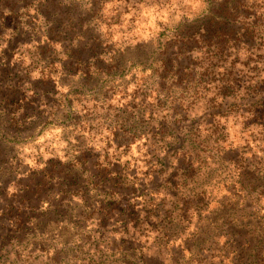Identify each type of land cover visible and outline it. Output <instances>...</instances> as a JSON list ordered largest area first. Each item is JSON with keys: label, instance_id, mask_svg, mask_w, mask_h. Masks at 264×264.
Wrapping results in <instances>:
<instances>
[{"label": "rangeland", "instance_id": "374dc122", "mask_svg": "<svg viewBox=\"0 0 264 264\" xmlns=\"http://www.w3.org/2000/svg\"><path fill=\"white\" fill-rule=\"evenodd\" d=\"M46 1L44 11L51 20L66 22L67 12L77 15L81 9L85 21L91 15L85 12L89 0ZM100 1L101 72L91 69L90 76H83L74 64L62 69L74 54L68 59L60 45L43 49L42 56L54 64L45 67L40 61L38 43L46 41L45 24L35 12L40 0H0V60L2 53L9 58L8 65L0 67V79L5 80L0 89L5 94V85L30 77L33 88L25 85L22 90L34 100L14 123L11 114L0 112V187L11 196L28 183L32 191L24 197L34 206L20 220L15 217L18 213L0 218V237L18 222H30L29 230L35 233L28 246L30 236L19 238L24 243L16 250L19 260L6 264H158V252L166 264H196L208 248L213 250L214 264H254L257 240L264 234V196L257 197L263 191L257 186L264 183V132L247 125L243 117L230 115L224 140L209 139V128L196 131L204 100L196 101V92L184 90V84L180 88L167 84L163 91L162 82L151 73L158 65L150 66L154 58L166 59L180 37L193 36L210 11L221 9L213 0ZM12 8L17 11L14 15L8 12ZM80 55L83 60L88 57ZM136 92L146 93V98L135 97ZM122 119L133 122L120 127ZM179 123L192 125L190 132V127L180 131V148L181 139L166 129ZM245 168L244 179L239 173ZM43 176L41 183L47 186L37 187L35 196L33 184ZM164 179L170 184L162 185ZM242 179L245 196L233 191ZM123 183L127 185L120 186ZM144 187L150 191L138 197ZM58 191L66 196H56ZM171 194H177L187 208L185 218L171 227L174 236L158 240L152 227L144 224V237L120 233L119 221L129 213L134 218L140 215L142 221L150 208L172 207ZM197 198H203L206 209L201 217L196 215ZM243 212L247 218L239 229L235 221L231 223L233 232L244 235V226L257 222L263 229L256 231L249 246L241 248L234 238L236 244L227 248L231 238L223 237L225 223ZM133 235L136 243L130 239ZM26 254L42 255L41 262Z\"/></svg>", "mask_w": 264, "mask_h": 264}, {"label": "trees", "instance_id": "16d2710c", "mask_svg": "<svg viewBox=\"0 0 264 264\" xmlns=\"http://www.w3.org/2000/svg\"><path fill=\"white\" fill-rule=\"evenodd\" d=\"M40 1L41 4L35 7V12L37 17H40L45 24V31L43 34L46 41L43 42V46L41 45L43 43H38L39 47L37 48L39 50L37 54L43 65L48 67V65L54 64L48 57L45 59L42 56V54H44L43 49L60 45L62 55H69L67 57L68 59L72 58L74 54V59H72V61L64 62V64L61 65L62 69L71 67V65L74 64L76 65L77 73L83 76H90L91 69L96 73L101 72L97 63L104 49L101 48L103 42L98 34L99 22L97 15L98 12L101 11L102 1L98 0L99 2L96 3L95 0H89L90 9H87L85 12L91 15H89L86 21L81 18V13L83 11L81 9L77 10L79 12L77 15L75 12H73L74 15L67 12L66 16H68V19L65 20L66 22L63 20L59 21L58 19H49V17H47L48 13L44 11V9L48 8L46 6L48 2L44 0L46 1L44 4L42 0ZM51 1L53 2L55 0ZM241 1L242 0H213L214 5H218L221 12L215 13V11H210L209 16H207V21L203 23L201 27L199 26V30L194 33L193 36L180 37V41L173 42L172 49L166 59L154 58L150 65H158L157 69H152L151 73L153 77L155 76L156 78L154 80L162 82L159 83V85L162 87L161 89L163 91L166 90L167 84H171L173 88H180L184 84V90L196 92V101L199 98L204 100L206 107L201 115L196 118V131H200L202 126L209 128L206 131L209 132L208 138H214L215 141L219 138H221L220 140H224L223 138L227 133L226 122L230 115L235 117L239 116L240 118L243 117L246 119L247 125L249 123L251 126H256L264 132V54L261 53L264 49V0H252V4H248L247 0V3H245L244 0L243 3ZM127 2L130 4L133 1L126 0V3ZM59 4L60 2H57L56 5ZM69 5H71V7L75 6L74 3H70ZM22 8H24V6ZM8 12L11 15L17 13L13 8L9 9ZM56 15L58 16V13ZM1 19L0 17V20ZM177 37H179V35H177ZM191 44L193 46H191ZM81 53H86L88 57H86L85 60L81 59ZM195 53L196 57H193ZM1 56L2 60H0V67L7 66L9 58L6 57V53H2ZM111 63H113L112 59L107 65L110 66ZM80 67L83 68V72H80ZM4 73L5 75L7 74L6 71ZM106 75L108 74L106 73ZM0 76L2 75L0 74ZM19 81L21 84L15 81L11 86L5 85V94L2 92L3 90L0 89V112L6 115L11 114L12 123H14L18 117H21V110H28L30 106L34 104V100H28V98L25 97V92L22 90V87L25 85L33 88V82H30V77L24 79V81ZM2 83L5 84L4 79H0V86ZM37 83L45 82L39 80ZM33 90L35 89H32V92ZM208 93H210V97H207ZM134 95L135 97L141 98L142 101L146 98V93L139 94V92H136ZM158 98H160V95H157V99ZM144 105H147V103ZM158 106H160V104ZM222 120H224L223 123H221ZM120 122V127H123L124 124H131L133 121L127 119V122H125L124 119H122ZM184 127H190L188 129L190 132L192 125L185 126V124L179 123L173 124L171 127L168 125L166 126L167 132H175L176 139H181L178 148L182 147L183 134L180 131H182ZM160 130L159 132H161ZM245 170L246 168L239 173L244 179L247 174ZM120 178H122V181L125 180L124 177L120 176ZM43 179L46 178L43 176L38 182L33 184L35 187V196L38 194L36 191L37 187L42 185L44 187L47 186V184L41 183ZM261 181L264 180L261 179ZM166 183L170 184V181L164 179L162 185ZM242 183L243 179L241 182L236 183L238 186H235L233 191L240 193V195L244 194L245 196V189L247 188L243 187ZM125 185L127 184L123 183L120 186ZM257 187L263 190L261 192L259 191V193L257 192V197H259V195L264 196V183L263 185L259 184ZM146 188L147 187L141 189L138 197L143 196L142 194L144 191H150ZM31 191V187L26 183L17 189L16 192L19 195L13 194L9 196L7 190L4 187H0V218L8 215L13 216L14 213H18L15 217L20 220L21 216L27 215L29 211H34V206L30 205L32 200L25 198L27 193ZM200 195H203V193ZM56 196H66V193L64 191H58ZM134 197L135 196L129 197V200L134 199ZM202 199L203 198L196 199V215L199 214V217H201L202 213L206 212V209H203L205 205ZM129 200L127 202H129ZM149 202L150 201H145L147 205L150 204ZM11 203H13V205L17 204L16 207L11 205ZM44 203H47L48 207L51 206L50 201H42V204ZM169 203L172 207L168 210L162 209L161 206L157 207V210L150 208L147 210L146 215L142 216V221L139 219V217H141L140 215L134 218V214L129 213L130 216L128 218L119 221L120 233L127 236L129 231H131L134 235L144 237L147 234L146 230L142 228L144 224L148 227H152L153 233L158 235L156 237L158 240H166L174 236L171 234V227L176 220L185 218L184 214L187 212V208L184 204L180 203L177 194L171 196ZM39 208H42V205L37 207V209ZM107 208H109V206H107ZM7 210H9L10 214L6 212ZM243 210L244 206L242 202L241 211ZM243 214L244 212L239 214L238 217L231 222L225 223L228 229L224 231L223 237L228 238V236H230L231 238V244L226 243L227 248H233L236 244L234 238L240 241L238 242L241 248L249 246L251 241L254 240L253 237L256 231L259 233V231L261 232L263 229L259 227L261 223L257 222L253 225H249L250 227L245 225L244 228L246 227V230L244 235L233 232L232 226L229 228L230 224L235 221L239 225L237 229L242 227L243 221L247 218ZM149 218L154 220H150ZM18 223L19 225L7 227L4 234L0 237V264H6L10 261L16 262L15 260L17 259L19 260V255L16 250L18 246L22 245L21 247H23L24 243L19 242L21 236H30L29 241H27V246L35 237V233L29 230L30 222L24 223L23 225L21 222ZM134 235L131 236L130 239L133 243H136L138 238L134 239ZM259 238L260 239L257 240L258 256L254 264H264V234ZM26 248L27 247H25V249ZM253 250L256 249L254 248ZM205 252L207 254L206 257L203 256ZM212 252L213 250L210 248L204 249V251L199 254L201 260L198 262L196 260V264H214ZM157 254L159 260L158 264H166L162 255L159 252ZM25 256L38 263L41 262L40 256L42 255L38 256L31 254L28 257L26 254ZM223 257L224 259L228 258L225 255H223ZM141 264L143 263L141 262Z\"/></svg>", "mask_w": 264, "mask_h": 264}]
</instances>
